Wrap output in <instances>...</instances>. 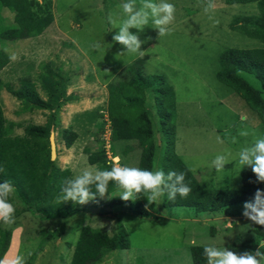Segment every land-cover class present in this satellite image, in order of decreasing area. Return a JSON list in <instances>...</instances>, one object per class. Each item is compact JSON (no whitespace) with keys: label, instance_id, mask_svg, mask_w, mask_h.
<instances>
[{"label":"rangeland","instance_id":"obj_1","mask_svg":"<svg viewBox=\"0 0 264 264\" xmlns=\"http://www.w3.org/2000/svg\"><path fill=\"white\" fill-rule=\"evenodd\" d=\"M122 2L124 0H50L52 19L40 28L39 33L11 42H0V48L9 57L12 53L17 56L16 60L9 58L0 69V107L4 124L8 126V135L21 134L27 124L49 121L48 143L51 139L55 150L53 162L60 169L68 168L72 177L86 167H96L86 162L83 147L96 150L105 146L104 140H100L99 136L96 139L95 136L99 128L104 130L109 127L106 84L126 77L122 73L123 68L136 58H141L137 54L126 52L122 45L112 40L118 29H114L109 23V16L122 18V12L118 8ZM168 2L176 8L175 19L169 25L170 33L159 37L158 29L151 27L150 21L149 26L139 34L144 41L141 45V50L145 52L141 58L143 72L162 75L174 92V114L166 119L165 124L170 133L167 138L157 117L153 94L150 89L145 93L144 111L150 122L155 146L151 170L160 169L164 152L170 148L183 160L202 186L237 188L241 166L236 161L219 172L210 169L208 165L216 154L225 150L235 153L241 146L250 144L254 136L264 134L256 112L227 84L218 81L215 72L218 68L217 55L223 49L254 48L261 45L259 40L229 27L234 16L252 14L255 7L250 3L225 4L223 0H214L215 11L205 13L203 5L206 0ZM139 3L140 0H137V6ZM1 13L10 20L12 14L6 8ZM97 42L101 45L99 48L95 47ZM45 63L60 76L57 90L53 93L52 87L49 90L40 87L39 80L46 79L42 74ZM237 74L259 90L264 99V91L251 74L240 70ZM24 76L34 81L39 97L47 99L50 107L42 108L17 100L5 90V84L17 88L19 78ZM46 82H49L48 78ZM64 127H71L76 132V138L69 147H65L61 140V130ZM240 130H247L249 136H239ZM101 135L102 133L100 137ZM218 136L223 143L217 142ZM233 136L236 137V143L231 142ZM107 139L110 143V137ZM128 143L133 148L118 161L114 157V164L137 167L139 150L133 142ZM120 191L118 188L109 196H118ZM12 195L18 213L14 223L9 225L12 238L6 260L17 244L18 251L14 254V259L23 256L24 260H31L33 264H68L81 226L103 227L109 233L118 226V222L106 220L105 213L109 206L103 198L83 205L75 203V209L72 206L65 209L72 210L68 213L60 210L44 216L32 208H23L15 194ZM161 199L159 204L153 202L157 209L154 210L153 206L152 214L154 211L161 213L165 210L162 207L163 197ZM111 209L113 212L121 210L118 207ZM182 210L186 209L178 207L169 211L176 215ZM239 210L241 213L237 220L245 223L238 230L241 229L243 235L238 237L241 241L236 249L231 250L254 251L264 241V226L245 218L242 214L243 207ZM126 217H122L124 222ZM3 225L6 226L4 223ZM123 227L124 230L131 229L132 224L127 222ZM247 229L250 235L245 233ZM260 251L264 252V249ZM104 255L98 264H110L102 260ZM128 258L120 256L115 261L113 258V264H121L122 259L127 262ZM173 262L172 259L168 260V263Z\"/></svg>","mask_w":264,"mask_h":264},{"label":"trees","instance_id":"obj_2","mask_svg":"<svg viewBox=\"0 0 264 264\" xmlns=\"http://www.w3.org/2000/svg\"><path fill=\"white\" fill-rule=\"evenodd\" d=\"M223 1L225 4L254 5V13L234 16L229 27L259 40L261 45L254 48L228 47L220 51L217 55L218 68L215 77L218 81L227 84L256 112L264 134V99L259 90L253 88L237 74L238 70L251 74L264 91V0ZM49 6L50 0H43V4L38 0H0V42H11L39 33L52 19ZM3 8L12 14L10 20L1 13ZM8 61L9 55L0 48V69ZM122 73L126 77L106 84L110 156L121 159L122 155L133 148L128 143L131 141L139 150L137 167L151 170L155 146L150 122L144 111L145 93L147 89H150L153 94L157 117L162 124V132L167 138L170 133L165 124L166 119L174 114V92L162 75L143 72L141 58L128 63ZM42 74L46 76V79L48 78L49 82L47 83L46 79L39 80L40 87L46 90L52 87L51 93L56 91L60 80L58 72L45 63ZM4 88L17 100L30 102L42 108L51 106L47 99L39 97L34 81L28 76L19 78L17 88L7 84ZM7 130L8 126L4 124L0 107V167L5 169L4 172H0V182L10 181L14 185L13 193L20 200L23 208H32L44 216L60 210H64L65 213L71 212L72 210H65L69 206L75 209V203L71 201L57 203L61 181L66 177L72 178V174L68 168L60 169L53 160H50L48 143L50 122L27 124L19 135L9 136ZM102 132V128L97 130L96 139L99 136L101 140ZM60 136L64 146L69 147L76 138V132L71 127H64ZM83 150L88 164L95 165L99 169H108L113 165L103 147L96 150L83 147ZM160 169H163L165 174L172 170L184 172L185 183L192 189L187 197L177 195L174 201H170L165 193L162 206L165 209L184 206L192 207L197 212H213L236 203L252 201L257 189L264 190V182L257 183L250 168H240L237 188L204 187L196 180L183 160L170 148L164 152ZM117 189L115 182L110 181L107 195L103 198L106 199L108 206L125 205L136 216H151L154 203L149 204L144 193L139 194L132 201H123L119 196H109ZM93 191H95L94 187ZM13 197L11 195L9 200L14 205ZM99 199L101 198L97 197V200ZM17 211L18 209L15 208V216ZM10 237L11 227L4 226L3 222H0V261L8 245L11 244ZM127 246L125 230L119 223L117 229L111 233L105 229L83 225L74 241L68 264H94L106 252ZM189 253L192 264L207 263L203 255V246H191ZM25 264H33V261L25 260Z\"/></svg>","mask_w":264,"mask_h":264},{"label":"clouds","instance_id":"obj_3","mask_svg":"<svg viewBox=\"0 0 264 264\" xmlns=\"http://www.w3.org/2000/svg\"><path fill=\"white\" fill-rule=\"evenodd\" d=\"M38 2L43 4V0ZM118 8L122 12V18L109 16V23L114 29H118L113 34L112 40L122 45L126 52L137 54L141 58L145 52L141 50L144 41L140 39L139 34L146 26H149L150 21L151 27L158 29L159 37L169 34L171 31L169 25L174 21L176 12L175 5L168 0H158V2L157 0H140L139 6H137V0H124ZM215 8L214 0H206L203 5L205 13H212ZM209 18L212 17L209 16ZM130 29L137 31L132 32ZM100 46L99 42L95 45L96 48ZM9 58L16 60L17 56L12 53ZM239 136L248 137L249 132L240 130ZM217 142L223 143V140L218 136ZM231 142H237L235 136L231 137ZM233 161H236L241 169L250 168L257 183L264 182V135L254 136L250 144L241 146L235 153L225 150L216 154L208 167L219 172ZM4 171L5 169L0 167V172ZM110 181L115 182L121 189L118 196L123 201L134 200L139 194L144 193L149 204L153 202L159 204L165 193L170 201H174L177 195L187 197L192 191L185 183L184 172L172 170L165 174L163 169L149 170L113 164L108 169L86 167L75 177L64 178L61 181L57 203L71 201L83 205L89 201H96L97 197L104 198ZM13 192L14 185L10 181L0 182V222L6 225H11L15 221V206L9 200ZM242 214L254 224L264 226V190L257 189L254 199L244 202ZM260 249H264V241H261L254 251L242 252L207 243L203 246V255L206 257L207 264H264V252ZM0 264L4 262L0 261ZM10 264H25L24 257L17 256Z\"/></svg>","mask_w":264,"mask_h":264},{"label":"crops","instance_id":"obj_4","mask_svg":"<svg viewBox=\"0 0 264 264\" xmlns=\"http://www.w3.org/2000/svg\"><path fill=\"white\" fill-rule=\"evenodd\" d=\"M153 206L156 210V206L154 204ZM112 207H118L121 210L113 212ZM178 207L186 210H182L176 215L169 211L171 208ZM242 207V202H240L218 211L197 212L192 207L177 206L165 209L161 213L154 211L152 214L151 212L152 216L149 217H139L132 214V211L125 205L109 206L105 213L107 221L118 222L122 227L130 222L132 227L125 229L128 246L112 250L113 254H110L111 251L106 252L107 254L102 260L113 264V258L115 261L122 256L123 259L129 258L127 262L122 259L121 264H138L140 262V264H157V261L158 264H192L189 253L191 246L214 243L217 247L225 246L235 250L236 245L241 241L238 237L243 235V231L238 230V227L245 223L237 220L241 213L239 209ZM124 215L127 216L125 222L122 220ZM98 228L107 230L103 227ZM245 233L249 234V230H245ZM11 238L12 235L10 242ZM16 245L13 248V253L6 260L7 264L14 260V254L18 251ZM10 246L8 245L1 261L5 262V256L10 251ZM129 251L131 252L128 253ZM169 259L174 262L168 263Z\"/></svg>","mask_w":264,"mask_h":264},{"label":"built area","instance_id":"obj_5","mask_svg":"<svg viewBox=\"0 0 264 264\" xmlns=\"http://www.w3.org/2000/svg\"><path fill=\"white\" fill-rule=\"evenodd\" d=\"M109 127L107 126V128H105L102 132V135H101V139L104 140L105 142V146H104V150H105V153L107 155V158L110 159L111 161H113V164L116 163V161H118V159L115 161L114 160V157L113 156H110V152H109V143H108V137H109ZM117 158V157H116Z\"/></svg>","mask_w":264,"mask_h":264},{"label":"water","instance_id":"obj_6","mask_svg":"<svg viewBox=\"0 0 264 264\" xmlns=\"http://www.w3.org/2000/svg\"><path fill=\"white\" fill-rule=\"evenodd\" d=\"M54 152H55V150H54V144H53V142H52V140L50 139L49 140V154H50V160H53V158H54Z\"/></svg>","mask_w":264,"mask_h":264}]
</instances>
